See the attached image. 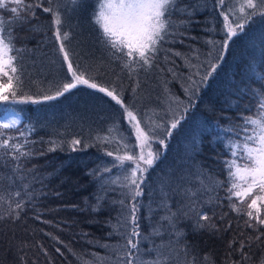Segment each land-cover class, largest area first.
<instances>
[{
	"label": "trees",
	"instance_id": "1",
	"mask_svg": "<svg viewBox=\"0 0 264 264\" xmlns=\"http://www.w3.org/2000/svg\"><path fill=\"white\" fill-rule=\"evenodd\" d=\"M53 3L61 5V33L70 34L64 44L74 70L79 65L78 74L83 73L98 87L77 84L62 96L44 101L43 96H55L65 84L75 83L54 38L53 17L37 7L34 17L24 13L25 20L9 23L13 14L0 8V19L13 29L15 46L22 49L13 53L18 56L16 67L22 81L17 95L39 101L0 102V115L14 106L21 115L16 128L0 129L5 133L0 140L11 137L10 143L22 144L30 153L17 161L10 155L11 149H0V264H113L111 260L116 264L113 249L126 243L121 234L131 230L124 223L133 203L128 189L121 185L135 165L132 161L121 165L117 157L125 152L147 157L149 149L161 156L145 173L143 195L138 198L140 232L149 235L157 222L167 226V221H160L164 212L157 208L161 185L169 193L173 211L188 204L185 189H199L192 202L207 212L211 217L207 223L216 228H196L193 213L181 215L176 230L182 236L170 235V228L162 229L161 236H151V243L143 242L141 249L165 245L162 251L170 257L166 264H188L193 258L195 264H261L264 238L255 237L264 232V226L248 227L250 197L245 203L234 196L229 199L231 180L226 161L233 159L231 142H243L239 127L243 118L259 112L264 93V17L249 21L228 47L220 50L216 37L222 35L219 30L225 25L224 4L219 0H177L178 10L170 17L172 26L152 66H136L130 74L123 67L128 58L119 53L114 56L92 22L94 0H84L71 11L65 0ZM13 6L9 4V8ZM43 6H49L47 0ZM209 41L215 42L213 46ZM221 55L223 59L217 60ZM114 61L120 65L118 70L111 65ZM209 62L219 67L207 83L199 84ZM100 87L115 89L145 131L148 127L143 120L156 111L163 113L162 121L169 125L182 115L170 136L165 125L162 134L157 133L161 129L155 133L158 139L167 136L166 147L157 138L137 145L134 122L129 124L121 105L99 91ZM76 139L81 142L73 145ZM17 201L23 207L15 218ZM150 201L156 209L151 218ZM232 204L239 211L233 210ZM260 215L264 218V205ZM232 241L236 243L230 246ZM240 241L245 242L247 259L241 255Z\"/></svg>",
	"mask_w": 264,
	"mask_h": 264
},
{
	"label": "snow or ice",
	"instance_id": "2",
	"mask_svg": "<svg viewBox=\"0 0 264 264\" xmlns=\"http://www.w3.org/2000/svg\"><path fill=\"white\" fill-rule=\"evenodd\" d=\"M94 2L95 9L92 13V22L98 26L102 42L112 50V54L115 56L119 53L121 56L128 58L123 67L127 68L130 74L135 72L136 66L141 68L151 67L156 53L159 51V45L165 40L172 26L170 17L173 11L178 10L176 9L177 0H94ZM224 2L225 0H219L221 5ZM47 3L49 6L44 7L43 0H35V3H27L26 0H0V8L8 9L13 14L12 20L9 23H13L16 20H25L24 13H31V16L34 17L37 7L41 8L45 13H50L53 17V24L55 25L54 38L59 41V51L63 54L64 61L68 62L67 69L72 73V79L75 80V83H67L64 85L63 91H57L55 96L45 95L42 99L48 101L62 96L65 92L75 88L77 84L89 85L91 88L96 89L98 85L90 83L89 79L84 78L83 73L78 74L79 65L74 70L73 64L69 59V53L65 49L64 41L69 38L70 34L68 32L61 33L63 25L61 5L53 3V0H47ZM69 3L71 4L69 11H71L78 9L84 3V0H65V5ZM9 4L15 6L9 8ZM239 12L243 14L244 23L236 24L234 27L229 21V13L234 14V9L229 8L228 13H221L224 16L226 25V39L220 44L222 50L228 47L233 37L244 30L246 23L252 21L257 16L264 17V0H243V3L239 7ZM14 41L13 29L6 27L4 20L0 19V102L11 100L13 103H37L39 101L31 96L17 95L18 86L22 81L20 80L19 70L16 67L18 56L13 55V53L18 54L22 49L17 48ZM209 43L215 42L209 41ZM176 55L179 56L181 54L176 53ZM209 56L211 57V53H209ZM221 59H223L222 55L217 57V60ZM218 67V64L209 62L208 69L201 76L199 84L207 83ZM4 78H7V85L4 84ZM193 83L195 84L196 82ZM196 90H199L198 84ZM99 91L106 93L108 97H111L112 100L121 105L127 114L129 124L133 125L134 122L133 130L136 133V140L138 142L142 141L144 145H147L150 139H158L155 136L156 128L147 126L148 130L145 131V128L141 126V121L124 104V101L115 89L109 90L108 88L100 87ZM258 108L259 112L257 115L243 118L244 123L239 126L241 132L244 133L243 142H231L230 150L233 159L226 161L231 180V186L228 188V192L230 193L229 199L231 200L234 196L239 202L245 203L246 198H251V202L247 204L249 209L247 216L252 218L248 222V227H255L256 225L264 226V218L260 215L261 205H264V93L261 94ZM182 119L183 116L181 115L170 121V127L166 129L167 136H170L172 130L179 126ZM19 124V118L12 116L6 122L0 123V129H13ZM157 127H163V124ZM231 130L229 129V131ZM112 131L113 129H109V132ZM149 133H152V137L149 136ZM3 135L5 133L0 131V136ZM11 139L9 137L8 139L0 140V149H11L10 155L17 161L21 157L30 155L29 152L24 150V145L10 143ZM165 139H158V143L166 147ZM80 142L78 139L72 141L73 145L80 144ZM120 142L122 143V141ZM124 147L127 148V145H124ZM237 149H242V152L237 151ZM107 155L111 156L112 153L109 152ZM160 156L161 153L149 151L147 157L143 154H140L138 157L133 155L117 157L121 165H124L125 161H132L135 163V167L132 169L130 175L124 178L126 183L121 185L128 189L127 195L131 197L133 203L129 208L131 215L125 218L124 223V227L127 228L130 225L131 230L126 234H121L126 243L117 245L113 249L116 255V264H166V261L170 257L166 256L162 251L166 247L165 245H154L143 251H141V246L145 241L151 243V236H161L162 229L167 230V228H170L172 230L169 233L170 235L174 233L177 237L182 236V232L176 230V221L181 215L188 217L189 213H193L196 217V228H216L215 225L207 223L211 220L207 212L199 210L195 203L192 202V197L196 195V191H199V189L196 191H193L191 188L185 189L184 193L188 197V204L181 205L176 211H173L170 206L169 193L164 190L165 185H161V199L157 204V208L164 212V215L160 216V221H167V226L157 222L149 235L146 236L140 232L139 217L137 215L140 207L138 198L143 195L144 190L142 185L145 183V173L154 167ZM238 160L245 161L243 167L237 162ZM104 171L107 172L109 169H105ZM112 183H117V181H112ZM200 183L203 186V181H200ZM15 195L19 196L20 193L17 192ZM258 202L260 203L258 204ZM119 203L123 205L124 201L121 200ZM22 207V202H15V218L19 217V210ZM231 207L233 210L239 211L235 204H232ZM9 208L10 214H13L11 212V203L9 204ZM185 208H187V211L184 210ZM252 209L256 210L255 213ZM155 211L156 209L152 208V202L150 201L148 205L149 218H151ZM252 221H255V223ZM262 238H264V232L255 237L256 240H261ZM233 243H236V241L230 242V246ZM244 247L245 242L240 241L241 255L244 259H247V254L243 251ZM153 253L154 255L151 259L145 260L142 258L145 255H152ZM185 254L187 255V252ZM205 259H207L206 256ZM188 264H195V258L189 260ZM261 264H264V260H262Z\"/></svg>",
	"mask_w": 264,
	"mask_h": 264
},
{
	"label": "rangeland",
	"instance_id": "3",
	"mask_svg": "<svg viewBox=\"0 0 264 264\" xmlns=\"http://www.w3.org/2000/svg\"><path fill=\"white\" fill-rule=\"evenodd\" d=\"M243 3V0H226L225 1V3H224V7H225V13H228V10H229V8H233L234 9V14L233 13H229V21L232 23V26L234 27L236 24H240V23H244V19H243V14H241L240 12H239V7H240V5ZM247 24V23H246ZM225 29H226V27H225V25H222L221 26V28H220V30H219V33L221 34L222 33V35L221 36H219V37H216V48H218V49H220V50H222L221 48H220V44H221V42L224 40V39H226L225 38ZM212 44V43H211ZM212 46H213V44H212ZM111 65H113L114 66V68L116 69V70H118V68H119V63H116V61H114V62H112L111 63ZM191 67L193 68V67H195V65H191ZM175 108H177V106H175ZM178 109V108H177ZM12 116H17L18 118H19V120H21V115H20V112H19V109H18V106H14V107H12V108H10V109H8V110H6L5 111V113L3 114V115H0V123H3V122H6L7 121V119L8 118H10V117H12ZM164 115H163V113L162 112H159V111H156V112H154V114L152 113V115H151V118H147L146 120H143V123L145 124V125H147V126H151V127H154V128H156V132L157 131H159L160 129L162 130H160L159 132H157V133H159V134H162L163 132H164V129H163V127H165V126H167V127H169L170 125H169V122L166 120V121H162V117H163ZM160 117V118H159ZM145 118V117H144ZM143 119V118H142ZM158 120H161L162 121V123H158V124H156L157 123V121ZM170 121V120H169ZM161 124H163V125H165V126H163V127H157L158 125H161ZM142 126V125H141ZM166 127V128H167ZM145 128V127H144ZM134 134L136 135V133L134 132ZM136 143H137V145L138 144H140V142H138V141H136ZM149 148V147H148ZM150 151L152 150V149H149ZM125 155H131V153H124ZM240 165H241V167H243L244 166V163H245V161H243V160H241L240 162H238ZM135 167V165L133 166V168ZM132 168V169H133ZM131 169H130V173H131ZM245 187H246V185H245ZM147 242H149V241H145V243H147ZM142 246H143V244H142ZM141 250H143V248L141 249ZM112 261V263L114 264V262H113V260H111Z\"/></svg>",
	"mask_w": 264,
	"mask_h": 264
}]
</instances>
